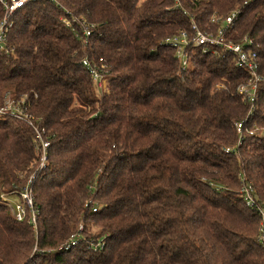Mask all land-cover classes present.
<instances>
[{"label": "trees", "instance_id": "16d2710c", "mask_svg": "<svg viewBox=\"0 0 264 264\" xmlns=\"http://www.w3.org/2000/svg\"><path fill=\"white\" fill-rule=\"evenodd\" d=\"M235 9L226 38L251 39L262 75L253 105L232 54L191 47L181 68L165 42ZM9 21L0 106L23 99L31 121L0 114V264H264V0H28ZM31 174L35 228L2 198Z\"/></svg>", "mask_w": 264, "mask_h": 264}, {"label": "built area", "instance_id": "2783aa9c", "mask_svg": "<svg viewBox=\"0 0 264 264\" xmlns=\"http://www.w3.org/2000/svg\"><path fill=\"white\" fill-rule=\"evenodd\" d=\"M27 1L28 0H0V3L4 8V15L2 19H0L1 50L6 49V36L11 25L9 21L11 14L18 8L23 6V4ZM175 1L178 4V0ZM238 11V9L232 10L225 16H217L216 14H213L210 18V22L219 24L218 28L215 31L210 29H200L194 18L190 16L189 28L182 29L179 32L173 34L171 37H167L165 42L169 44V46L174 48L181 68H189L190 66L188 53L189 48L191 47L201 46L204 51L211 50L214 53L225 52L232 54L235 58V64L237 66H242L248 71V75L245 81L237 85V87L235 88V92L241 95L247 101L251 102V104L253 105V102L258 96V84L262 79V75L258 70L259 64L257 59V52L254 48H252V41L250 38L244 37L240 42H233L232 40L226 38V32L228 31L234 20L237 18ZM83 63L86 64L85 61ZM90 71L98 90V87H101V85L98 84L99 74L94 69H90ZM223 87H225L223 83L216 84L215 86L216 89ZM23 102V99L17 101L9 94H6L3 104L0 106V114L10 113L16 117L25 118L27 122H30V118H28V115L22 108L21 104ZM242 127V122L235 123V129L237 133L242 132ZM37 138L40 145L39 148H37L40 155L38 165L39 168H42L48 159L46 150L49 143L47 140L41 138L39 132H37ZM225 151H228V149H226ZM32 178H34V174L30 175L27 180V184L20 192V202L12 204L8 202V200L5 201L7 205H9L11 212L16 220H22L25 217L28 209V222L32 225L33 228H35L37 211L33 206V198L30 186ZM243 199L247 205L251 204V197L247 189H245ZM262 228H264V219L262 221ZM82 229L83 224H79L77 231L71 234L68 240L61 246L69 248L74 245Z\"/></svg>", "mask_w": 264, "mask_h": 264}, {"label": "rangeland", "instance_id": "374dc122", "mask_svg": "<svg viewBox=\"0 0 264 264\" xmlns=\"http://www.w3.org/2000/svg\"><path fill=\"white\" fill-rule=\"evenodd\" d=\"M193 67V65L191 64V62H190V66H189V68H192ZM98 84H100L101 85V87L99 88L98 87V92H104V91H106L107 90V78H105V77H103V76H100L99 75V77H98ZM219 84V83H218ZM215 86L216 85H214V87L212 88V90H214V89H216L215 88ZM104 87V88H103ZM257 131L256 130H251L249 133H256ZM2 198L4 199V200H8V202H10V203H18V202H20V198L17 196V195H11V196H8V197H6V195H3L2 194ZM6 203V202H5ZM9 206V205H8ZM10 208V207H9ZM11 210V209H10ZM96 245V244H95Z\"/></svg>", "mask_w": 264, "mask_h": 264}]
</instances>
